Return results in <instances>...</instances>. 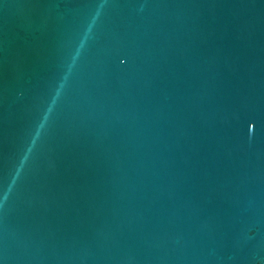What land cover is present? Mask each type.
Wrapping results in <instances>:
<instances>
[{
  "label": "water",
  "instance_id": "1",
  "mask_svg": "<svg viewBox=\"0 0 264 264\" xmlns=\"http://www.w3.org/2000/svg\"><path fill=\"white\" fill-rule=\"evenodd\" d=\"M0 264H264V0H0Z\"/></svg>",
  "mask_w": 264,
  "mask_h": 264
}]
</instances>
